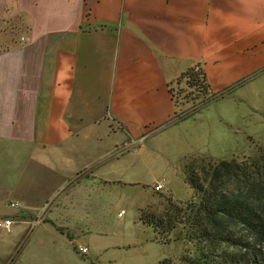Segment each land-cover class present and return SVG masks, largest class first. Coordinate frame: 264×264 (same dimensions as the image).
<instances>
[{
    "label": "crops",
    "instance_id": "crops-1",
    "mask_svg": "<svg viewBox=\"0 0 264 264\" xmlns=\"http://www.w3.org/2000/svg\"><path fill=\"white\" fill-rule=\"evenodd\" d=\"M195 66L213 94L264 71V0H0V218L14 221L0 264H104L120 248L98 196L62 189L92 172L80 139L173 128L171 88Z\"/></svg>",
    "mask_w": 264,
    "mask_h": 264
},
{
    "label": "rangeland",
    "instance_id": "rangeland-1",
    "mask_svg": "<svg viewBox=\"0 0 264 264\" xmlns=\"http://www.w3.org/2000/svg\"><path fill=\"white\" fill-rule=\"evenodd\" d=\"M174 88L187 90L176 99L184 103L167 123L173 128L134 140L124 132L106 131L99 140L80 139L85 152L78 153L77 164L90 157L86 165L93 166L92 172L77 170L62 189L101 200L95 204L94 214L98 220L105 219L108 236L121 243L120 248L105 253L104 264H161L165 259L168 264H185V258L196 252L185 227L179 224L172 233L162 235L170 238L164 242L166 238L156 239L160 235L142 216H174L180 206L200 200L186 181L188 163L199 167L264 154V71L206 101L197 89L178 81ZM93 148L95 152H90ZM97 148L102 152L97 153ZM100 157L114 159L100 164ZM87 172L95 177H87ZM158 183L163 184L162 190H155ZM165 196H171L178 206L171 207ZM86 209H78V220L93 218L86 216ZM122 210L125 213L119 216Z\"/></svg>",
    "mask_w": 264,
    "mask_h": 264
},
{
    "label": "trees",
    "instance_id": "trees-1",
    "mask_svg": "<svg viewBox=\"0 0 264 264\" xmlns=\"http://www.w3.org/2000/svg\"><path fill=\"white\" fill-rule=\"evenodd\" d=\"M178 82L197 89L204 101L213 95L200 66L189 68ZM181 90L171 88L172 94L177 91L180 95L187 89ZM185 174L200 200L180 206L174 216H142L144 223L160 235L156 239L166 238L162 235L182 224L196 250L185 258V264H264V154L241 161L222 159L199 167L188 163ZM166 198L171 207L178 206L171 196ZM161 264L168 262L165 259Z\"/></svg>",
    "mask_w": 264,
    "mask_h": 264
},
{
    "label": "built area",
    "instance_id": "built-area-1",
    "mask_svg": "<svg viewBox=\"0 0 264 264\" xmlns=\"http://www.w3.org/2000/svg\"><path fill=\"white\" fill-rule=\"evenodd\" d=\"M177 91H174L173 92V98L176 102V99H179L181 97V95L179 93H176ZM163 184L162 183H158L155 185V190L159 191V190H162L163 188ZM13 206L15 205H19V202H15V203H12ZM125 213V210H122L120 213H119V216H122L123 214ZM39 221V220H38ZM38 221H36L38 223ZM13 219L9 218V217H5V218H0V228L1 229H4L6 231H10L11 228H12V225H13ZM78 251L82 254H86L89 252V248L88 246H85V245H79L78 246Z\"/></svg>",
    "mask_w": 264,
    "mask_h": 264
}]
</instances>
